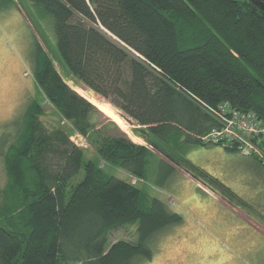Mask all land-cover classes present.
Segmentation results:
<instances>
[{"label":"trees","instance_id":"1","mask_svg":"<svg viewBox=\"0 0 264 264\" xmlns=\"http://www.w3.org/2000/svg\"><path fill=\"white\" fill-rule=\"evenodd\" d=\"M13 2L0 0V11ZM18 2L41 36L39 21H48L55 55L75 80L132 120L133 133L146 142L132 141L110 119L97 125L94 117L101 111L63 80L33 35L37 86L102 160L160 187L173 175L174 163L228 201L246 205L186 153L213 144L201 140L219 126L204 104L227 102L264 121L263 10L250 0ZM42 114L39 99H31L17 140L3 155L8 182L0 188V264L150 260L151 239L181 224L182 216L104 172L68 131L47 129ZM128 225L134 226L135 239L109 244L111 232Z\"/></svg>","mask_w":264,"mask_h":264},{"label":"rangeland","instance_id":"2","mask_svg":"<svg viewBox=\"0 0 264 264\" xmlns=\"http://www.w3.org/2000/svg\"><path fill=\"white\" fill-rule=\"evenodd\" d=\"M13 1L0 11V188L8 182L4 152L10 143L17 140L27 103L38 98L44 111L39 118L47 129L61 126L104 172L131 182L182 216L181 224L155 234L150 242L152 258L137 264H264V166L257 163L255 156L249 160L237 150L229 151L214 143L193 146L186 153L193 164L217 177L243 198L247 202L243 206L223 198L171 162L174 167L172 179L160 187L151 181L132 177L123 169L102 160L86 138L71 129L37 86L32 76L33 35L53 59L63 80L101 111L102 114L94 117L97 125L106 124L110 119L132 141L146 142L139 136L140 139L135 138L132 120L123 118L120 110L77 82L60 62L54 52L53 31L48 21H39L41 36L27 7L18 0ZM120 239L133 241L134 226L112 231L108 241L111 244Z\"/></svg>","mask_w":264,"mask_h":264},{"label":"built area","instance_id":"3","mask_svg":"<svg viewBox=\"0 0 264 264\" xmlns=\"http://www.w3.org/2000/svg\"><path fill=\"white\" fill-rule=\"evenodd\" d=\"M203 106L219 123L218 127L201 136L203 142L234 147L242 155H254L264 166V149L261 146L264 143V121L261 118L251 111L234 109L227 102L217 107Z\"/></svg>","mask_w":264,"mask_h":264},{"label":"water","instance_id":"4","mask_svg":"<svg viewBox=\"0 0 264 264\" xmlns=\"http://www.w3.org/2000/svg\"><path fill=\"white\" fill-rule=\"evenodd\" d=\"M252 3H254L258 8L264 11V1L262 0H250Z\"/></svg>","mask_w":264,"mask_h":264},{"label":"crops","instance_id":"5","mask_svg":"<svg viewBox=\"0 0 264 264\" xmlns=\"http://www.w3.org/2000/svg\"><path fill=\"white\" fill-rule=\"evenodd\" d=\"M135 138L136 139H140L138 136H135ZM134 140V139H133ZM135 142H137V143H140V144H144V143H141L140 141H136V140H134ZM191 149V147L188 149V151ZM187 151V152H188ZM230 151V150H229ZM240 154V153H239ZM240 155H242V154H240ZM242 156H245V157H248L249 158V160H251L252 159V155H242ZM251 158V159H250ZM254 159V158H253ZM172 177V176H171ZM172 178H170L169 180H171ZM198 188V187H197Z\"/></svg>","mask_w":264,"mask_h":264}]
</instances>
